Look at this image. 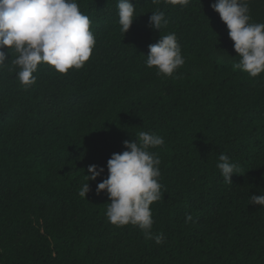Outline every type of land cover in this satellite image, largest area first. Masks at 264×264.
<instances>
[{
    "label": "trees",
    "instance_id": "1",
    "mask_svg": "<svg viewBox=\"0 0 264 264\" xmlns=\"http://www.w3.org/2000/svg\"><path fill=\"white\" fill-rule=\"evenodd\" d=\"M76 2L96 40L82 68L39 65L27 88L14 51L0 69V264H264V206L249 198L264 194V72L236 67L216 0H131L125 35L118 0ZM248 6L250 22L264 23V0ZM156 11L168 21L160 31L148 26ZM170 33L185 63L166 77L146 56ZM141 131L164 140L149 149L161 161L162 198L150 205L159 245L111 224L108 194L96 193L112 154ZM220 154L238 165L232 184ZM90 165L105 171L83 198Z\"/></svg>",
    "mask_w": 264,
    "mask_h": 264
},
{
    "label": "clouds",
    "instance_id": "2",
    "mask_svg": "<svg viewBox=\"0 0 264 264\" xmlns=\"http://www.w3.org/2000/svg\"><path fill=\"white\" fill-rule=\"evenodd\" d=\"M158 4L161 0H152ZM173 6H186L190 0H164ZM250 0H216L211 5L227 26L228 35L234 42L238 54L236 65L241 71L255 78L264 72V23H251ZM118 23L125 35L134 20L135 7L131 0H118ZM90 19L84 15L76 0H0V69L7 67V56L14 51L17 55L12 64L19 68L18 79L27 88L36 84L38 66L47 64L60 74L69 69L82 68L89 61L96 44L90 31ZM162 11L153 12L148 26L161 30L167 25ZM7 49L5 52L3 49ZM146 66L155 67L158 75L171 77L185 60L175 33L161 35L149 45ZM7 61V62H6ZM164 144L161 136L141 131L135 142L125 140V151L113 153L107 161L108 176L97 184L96 193L106 192L111 201L107 204L106 216L111 224L123 227L138 226L146 239L156 244L164 242L163 234L154 235L150 205L162 198L160 159L149 149ZM217 168L225 183L232 184L231 177L238 165L225 154L218 157ZM104 168L90 165L87 182L79 191L86 198L90 191L89 182L96 181ZM251 205L264 206V194L252 195ZM192 216L186 214V222Z\"/></svg>",
    "mask_w": 264,
    "mask_h": 264
}]
</instances>
